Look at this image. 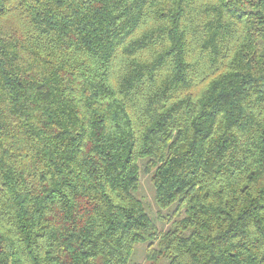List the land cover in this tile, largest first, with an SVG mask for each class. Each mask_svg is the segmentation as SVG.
Listing matches in <instances>:
<instances>
[{
  "label": "trees",
  "instance_id": "16d2710c",
  "mask_svg": "<svg viewBox=\"0 0 264 264\" xmlns=\"http://www.w3.org/2000/svg\"><path fill=\"white\" fill-rule=\"evenodd\" d=\"M137 244L264 264V0H0V264Z\"/></svg>",
  "mask_w": 264,
  "mask_h": 264
},
{
  "label": "rangeland",
  "instance_id": "374dc122",
  "mask_svg": "<svg viewBox=\"0 0 264 264\" xmlns=\"http://www.w3.org/2000/svg\"><path fill=\"white\" fill-rule=\"evenodd\" d=\"M144 161L139 162L140 180L138 190L135 196L142 201L150 218L156 224L159 231H165L170 227L173 220L182 216V210L172 207L167 210H160L155 203L154 188L151 181V174L144 173ZM128 264H164V261L153 262L146 256V244H137L134 246L133 253Z\"/></svg>",
  "mask_w": 264,
  "mask_h": 264
}]
</instances>
